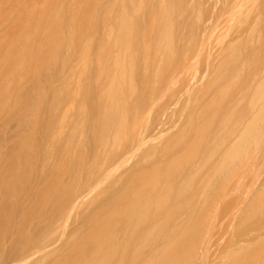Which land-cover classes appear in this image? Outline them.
Listing matches in <instances>:
<instances>
[{
    "label": "bare ground",
    "instance_id": "1",
    "mask_svg": "<svg viewBox=\"0 0 264 264\" xmlns=\"http://www.w3.org/2000/svg\"><path fill=\"white\" fill-rule=\"evenodd\" d=\"M213 1L222 9L225 7L223 12L214 2L209 3L210 0H85L87 6L91 5L86 12L68 0H42L29 5L32 11L37 5L40 7L37 14L27 18L17 16L16 23L29 28L25 36L28 42L31 39L44 43L45 58L52 64L57 61V48L64 45L69 53L75 50V43H80V31H84V36L88 33V45L83 46L86 58L82 64V79L72 81L79 82L80 87L73 86L77 87L73 90L80 104L76 108L71 106L70 110L76 109L72 112L75 116L72 121L82 118L77 132L83 147L78 157L83 161L91 155L88 157L91 164H88L87 178L78 181L77 187L84 190L68 194L57 214L44 220L32 217L36 213L40 215L41 207L36 201L16 197L20 200L17 202L14 196L10 198L14 193L10 185L0 186V245L2 251L5 250L1 252L5 255H1L0 264H110L112 260L113 264L115 261L120 264L135 261L138 264H238L246 262L250 256H253L252 261L256 260L258 252L257 264L264 258L261 243H264V226L258 225L264 221L260 217L264 216V0ZM12 3L18 9L24 6L21 0L6 1L9 6ZM252 9L255 14L248 22ZM211 13L213 17L209 16ZM214 17L219 19L217 24L212 23ZM41 25L44 34L43 39L38 40ZM97 26L100 28L98 36L94 35L95 30H99ZM99 35L101 38H97ZM22 38L21 34L16 41ZM93 38L101 40L97 54L92 51L98 48L96 42V47L93 45ZM90 50L94 53L92 57ZM24 53L25 49H20L15 56L19 58ZM41 64L43 68L46 63ZM38 84L41 85L37 83L38 91L43 95L44 86L39 88ZM54 97L49 114H55L62 101L60 92H55ZM37 99L40 101L41 96ZM28 100L25 107L29 105ZM64 116L61 122L65 121ZM62 125L59 132L64 134ZM246 201L250 206L246 211H254V214L243 211L246 213L242 218L241 204L243 209L238 211L242 214L231 215L232 204L238 209L239 204ZM251 202H258L256 204L263 209ZM247 213L252 222H248ZM70 214L73 227L69 224L67 234L64 231L56 235L58 238L52 237L59 227V219ZM217 214L226 218L221 219ZM253 215H256L254 221ZM101 216L113 221L104 219L106 223L102 222ZM235 216L236 222L242 221L239 218L248 221H242L243 225L233 223ZM179 217L183 222L191 218L188 225L185 223L186 228L182 225L187 234L185 239ZM217 220L230 226L224 223L221 227ZM253 222L261 228V234ZM250 224L254 225L252 229ZM223 225L229 235L222 231L225 230ZM121 226L123 230H117ZM131 226H135L132 227L134 234ZM229 227H235L230 231L237 235L232 237L240 239H230ZM253 227L259 233L254 232ZM138 228L141 229L139 239ZM142 230H147L143 234L150 236L147 234L145 238ZM157 231L163 238L171 232L170 235H174V231L182 235L178 240L174 238L176 235L174 240L169 235L171 239L166 238L169 243L166 245L165 239L153 234ZM188 234L192 240L189 237L190 240H186ZM154 235L161 237V246L157 238L159 247H155ZM225 235L222 241L226 242H220L224 244L220 249V237L225 238ZM116 236L125 237V241L122 238L124 242L120 244L118 240L117 243L119 237ZM252 236L260 240L254 241ZM215 237L219 240H214ZM148 238L153 245L146 244ZM182 238L185 243H180L179 250H183H173ZM243 239L245 244L251 245L248 249L255 250H248L249 257L244 252L247 245L241 243ZM229 240L233 247H238L230 248ZM234 240L241 243L240 246L234 244ZM143 242L145 246H141ZM138 245L146 251L143 248V252L139 251ZM211 246L213 253L218 249V256H209ZM237 249L244 253L238 256ZM130 251H139V254L135 253L134 257ZM143 254L150 256L147 263ZM169 254L170 260L166 258ZM244 254L247 260L244 256L240 261ZM127 256L135 259L127 261Z\"/></svg>",
    "mask_w": 264,
    "mask_h": 264
},
{
    "label": "rangeland",
    "instance_id": "2",
    "mask_svg": "<svg viewBox=\"0 0 264 264\" xmlns=\"http://www.w3.org/2000/svg\"><path fill=\"white\" fill-rule=\"evenodd\" d=\"M6 1L0 0V186H9L10 185L11 188H13V190H14V193L11 191L13 195L10 198L13 199V196H14L15 197L14 200L17 197L18 199H21L22 201L25 200L24 198H26V199L28 198L25 201H28V200H31V201L34 200V202L36 201V203L39 204L41 207L40 208L41 210H38L40 212V215L38 213H36V214H33L32 217L36 218L38 220H39V217H41V219L44 220L48 217L52 218L54 215L57 214L58 207L64 205V204H62V202L67 199L68 194L73 195V193L76 192L77 190H84V188L81 189L80 187H77L78 181H79V179L87 178V176L89 174L87 169H88V164L89 165L91 164V160L88 157H90L91 155L86 157L85 159H83V161H82V158L78 157V154H79L78 152H80V151L82 152V147H83V145H82V147L80 145V143L82 141L81 142L79 141V137H78L79 132H77V129H79L81 127L78 123L82 120V118L76 117V118H78L76 120L77 121L79 120V121L77 122L75 120L76 121L75 124H77L78 126L75 124L72 125V122H75V121H72V119H75V116L73 113L76 112V109L74 111L72 110L73 113L70 110L71 106H73V108H76V107H79V104H80V101H79L80 98H78V96H76L74 94V90L77 87L76 88L73 87V86L80 87L79 85H77V84H79V82L76 81V83L74 84V82L72 83V81H74L75 79L78 80V78H81V76H82L83 66H84L82 64H84V59L86 58L85 57V51H83V48L85 47L84 45L87 44L86 40L88 39V37H87L88 33L84 36L83 35L84 31H82V30L80 31V34H81V39L79 41L80 43L79 44L75 43V46L73 47V48H75V50L73 49V51H72V49H71V51H69V53L67 52V49L64 45H62L60 48H57L58 50L55 51L57 54L56 55V57H57L56 63L55 64H52L51 62L49 63V61H47L45 58V53L47 51L45 49V44L42 42L33 41L31 39L28 42V39H26L25 36L28 35L29 28L28 27L25 28L24 26H20V25H18V23H16L18 15H21L24 18H27L31 14H37L38 10H40V7L37 5L35 8H33L36 10L32 11L29 9V5L31 3L39 4L42 0H21L22 2H24V6H21L20 9H18V7H16V6H13L14 3L11 4L12 6L7 5ZM16 1H18V0H13V2H16ZM68 1L77 3V6L80 7V9L82 11H85V12H86V9H88V7L91 6V5L87 6L84 3L85 0H68ZM99 1H101V0H99ZM104 1L102 0V2H104ZM195 1L196 0H194V2ZM212 2H214V1L210 0L209 3H212ZM217 3H218L217 1L214 2V6L217 5L218 8H220V11L223 12L225 7L222 9L220 7V4H217ZM59 5H60V3H59ZM188 5L191 8V5L190 4H188ZM189 6H187V9L189 8ZM210 6L211 5H209V7ZM99 8H100L99 6H96L97 10H99ZM211 8H213V6H211ZM65 9H66V6H65ZM214 9H215V7H214ZM215 10H217V9H215ZM218 11H219V9H218ZM254 12H255V10L252 11V15L250 16L248 22H250V20L252 19V16L255 14ZM88 13L89 12H87V14ZM212 13H214V12H212ZM215 15L216 14L214 13V16ZM209 16L213 17V14L209 15ZM209 18H211V17H209ZM84 19H85V17L83 16L82 20H84ZM206 19H208V18H206ZM214 19L215 20L212 23L217 24L219 19L216 17H214ZM98 25L100 26L99 23H98ZM99 26H97L99 30H97V31L95 30L96 33L94 32L95 33L94 35L97 34L96 36H98V34H100V33H97L98 31H100ZM148 26H150V25L148 24ZM64 27L66 28V26H64ZM97 27H96V29H97ZM101 28H102V26H101ZM63 30H64V28H63ZM198 31H199V29H198ZM21 34L23 35V38L19 41H16V38ZM43 34H44V27H42V25H41L37 39L42 40ZM95 38H93L94 41H92V40L91 41L93 42V45L96 42L98 44V45L96 44L98 48L93 50L92 47H90V46L89 47H90V49H92V51L95 52V54H97L96 52L100 47L99 42H101V40L98 41V39H95ZM97 38H101L100 35ZM89 40H90V38H89ZM89 40H88V43L91 44V42ZM20 49H21V51L25 49V53L22 57L18 58L15 55L19 53ZM92 51L90 50L91 57L93 56L92 54H94V53H92ZM11 54H13L14 56H12ZM41 62L46 63L43 68H40V66L42 65ZM45 69H47V71ZM38 70H39V72H38ZM37 83L41 84V85L38 84L39 88H40V86H44V88H42L43 89V95H42V93H40L38 91L39 89H38ZM73 88H75V89L73 90ZM72 91H73V93H72ZM55 92H58V93L60 92L62 94V101L59 105V108L55 112V114H52L53 112H51L49 114L50 109L52 110L51 103H52V101L55 100V97H54ZM38 96H41L40 101L37 99ZM27 99H30V100H28L29 105L27 107H25L27 105V103H25ZM86 100L87 99H85V102H86ZM24 103H25V105L23 106ZM89 104H90V102H89ZM89 104H87V105L89 106ZM84 105H85V103H84ZM62 116L65 117V119H64L65 121L61 122ZM66 117H67V119H66ZM70 117H71V119H70ZM86 119L90 120V118L88 119V116L86 117ZM83 120H84V118H83ZM81 122H80V124H81ZM83 123H84V121H83ZM61 125H62L61 132L62 133L64 132V134H61L59 132ZM74 127L75 128L77 127V128L74 129ZM71 128H73L72 131L70 130ZM57 129H58V132H57ZM75 130H76V132H75ZM59 133H60V136H58ZM52 138H53V140H52ZM88 153L89 152H87V155H88ZM11 165L14 166V167L12 166V168H13L12 170H10ZM71 199L72 198H70L69 201H71ZM17 202H20V200L19 201L17 200ZM243 203L244 202H241L239 204L240 208L238 207V209H235V207H234L235 203L232 204L233 205V206L231 205L233 207L232 209L233 210L235 209V211L234 212H233V210L230 211L231 210L230 209L229 211H230L231 215H233L232 213H234L237 216V215H239V213H241L238 211L239 209L241 211L244 208V210H242V212H243V211H246L248 209V207H250V206H248L249 202L247 203V201H246V204H243ZM251 203H253V202H251ZM256 203H258V202H254L253 204L255 205ZM260 203H262V202H260ZM237 204L238 203H236V205ZM241 204L243 205V208H242ZM258 204H256L257 205L256 207H258V206L261 207V205H258ZM45 205H46V207L44 208ZM244 205L246 206V209H245ZM260 207H259L258 211L261 215ZM262 207H264V206H262ZM262 207H261V210L263 209ZM43 208H44V210H43ZM53 211H54V214L51 215V213ZM246 212H249V211H246ZM246 212H243L244 214L241 213L243 216L242 215H240V216H242V218H244L245 217L244 215ZM252 212H254V211H252ZM249 213H247L246 217L248 216ZM251 213L249 215L254 214V213H252V214ZM71 214H73V212H71ZM71 214L67 217L64 216V217H66V219H64V217L61 216L63 218V220L59 219V222L57 221L59 223V225H58L59 227L56 230L55 234L52 235V237L58 238L57 236L60 233L64 234L63 233L64 231H65V234L68 233L67 230L74 223V222L71 223L73 220V218L71 219V217H72ZM226 214H228V213H225V215ZM221 215L222 214H219V215L217 214V216H221ZM262 215H264V214H262ZM103 216H104V214H103ZM103 216H101V220H102ZM114 216L115 215H113V217ZM236 216L234 217V220H232L233 223H235L238 220V218H237L238 216L237 217ZM254 216H256V215H253V221H254ZM105 217H103V220L109 219V218H107L108 216H105ZM223 217L221 216V219H223ZM249 217L250 216L247 217L249 220V221L247 220L248 222L251 221L250 220L251 218H249ZM257 217L255 218V220L257 219ZM260 217H261V219L264 218V216H260ZM183 218L184 217H182V219ZM224 218H226V216ZM242 218H239V219L243 221ZM218 219H219V217H218ZM235 219H237V220H235ZM245 219L243 222L247 223V221L245 222ZM109 220H112V219L110 218ZM220 220H219V222L217 220V222L220 223L222 221V220L221 221ZM227 220H229L228 217H227ZM105 221H107V220H104L102 222H105ZM115 221H117V219H115ZM184 221H186V220L184 219ZM187 221L191 222V218L190 219L187 218ZM194 221L196 222V219L195 220L193 219V222ZM200 221L203 222V219H201ZM242 221L241 222L238 221V222L242 223V225H243ZM179 222H183L180 217H179ZM186 222H183V224H181V226H180L181 232L182 231L184 232V230H182V229H184V227L185 228L187 227V226H184ZM188 222L186 223L187 225L189 224ZM217 222H216V224H218ZM226 222H229V221H226ZM226 222H223L222 224L225 223V225H226ZM238 222H236V223H238ZM41 223H44V222H41ZM58 223H56V224H58ZM168 223L172 224L171 222H168ZM176 223H178V221ZM253 223L256 224L255 226H257V223H255V222H253ZM261 223L264 226V224H263L264 221H262V222L260 221V223L258 225H260ZM170 224H168V227L170 226ZM199 224H200V222H199ZM222 224L220 223L219 226H221ZM230 224H231V221H230ZM252 224H250V229H252V227H251ZM200 225H202V224H200ZM262 225H260V226L263 228ZM226 226H230V225H226ZM252 226H254V225H252ZM132 227H135V226H131V228ZM137 227L138 226H136V228ZM153 227H155V224ZM218 227H216L215 230ZM55 228H57V225H55ZM151 228H152V226H151ZM224 228H225V230L223 228H221V230L223 229L222 231H225V233H226L227 228L225 226H224ZM230 228L231 227L228 228V231H230L232 229L234 230L235 227L231 228V229ZM243 228H245V227L243 226ZM246 228L248 229V225ZM258 228L260 229V234L262 232H263L262 234H264L263 229L261 232V228L260 227H258ZM138 229H140V228H138ZM117 230H119V231L123 230L122 226L119 229L117 228ZM132 230H133V228L131 229V231ZM147 230H145V231H147ZM176 230H178V229H176ZM215 230H214V232H215ZM242 230H240V231H242ZM66 231H67V233H66ZM131 231H129V232H131ZM133 231H135V230H133ZM139 231H141V229L138 230L137 233L135 232L136 235L138 236V239H139V235H141V232H140V234L138 233ZM142 231H143L142 232V234H143L145 231L144 230H142ZM149 231H151V230H149ZM222 231H219L218 233L220 234ZM253 231L254 232L257 231L259 233L257 228H256V230L254 228ZM108 232H111V230L110 231L108 230ZM121 232L123 233V231H121ZM153 232H151V234ZM174 232H176V231H174ZM174 232H173L174 235H170L172 232L169 234L172 237V239L176 235ZM187 232H188V230H187ZM245 232H246V230H245ZM247 232H246V235L249 236L247 234ZM254 232H251V233H254ZM115 233H116V231H115ZM118 233H119V235L124 234V233L120 234V232H118ZM118 233H116V234L118 235ZM178 233H180V231ZM218 233L217 234L215 233V234L219 237ZM133 234H134V232H133ZM147 234H143V236H145V238H146ZM153 234L157 235L158 231H157V233H153ZM182 234L185 235L184 236V239H185L186 235H187L186 232H184ZM182 234H179L180 237L177 234L174 238L177 237L176 239L178 240L181 238ZM215 234L213 236H215ZM227 234H228V232H227ZM235 234L236 233H234V231L231 232V235H230L231 237L229 236L230 239H232V240H233V238L235 239V237H232V235L233 236L237 235V234L236 235ZM260 234H259V236H260L259 238L261 239ZM156 235L153 236L154 238L153 237H151V238H153V240L156 238V240H154L152 242L157 241V242H155L157 244V245L155 244V247H159V245L161 246L160 239L162 236L159 234V236H161L159 239L158 238L159 236L157 235L158 236L157 237ZM169 235L166 236L165 238H163V237L162 238L165 240H166V238L171 239V237H169ZM190 235L188 234L186 240H188L190 238ZM226 235H225V238H222L223 236L221 235L222 236V237H220L221 240H219L217 238L219 240V243L220 242L224 243L225 240L224 241H222V240L226 239ZM246 235H244V236H246ZM124 236H125V234H124ZM137 236L136 237L134 236L135 240L137 239ZM143 236H140V239L143 238ZM253 236H255V233ZM253 236H252V238H253ZM216 237L214 238V240H217ZM256 237H257L256 239L258 240V236H256ZM262 237H264V236L262 235ZM119 238L116 239L117 243H118V240H119V242L123 241L125 237H122L123 240H121L122 239L121 237H119ZM157 238L159 239V245H158V239ZM242 238H244V237H242ZM149 239L150 238H148L147 243L144 241L147 245L152 244V243H150L152 239L151 240H149ZM184 239L182 238V241L178 242V246L174 245V248L172 247L173 250L182 251L183 248H182V250H179V248L182 247L180 245V243L182 245L185 243V242L183 243ZM190 239L192 240V237ZM238 239H240V237L238 238V236H237V239H235V240H238ZM244 239L246 240V238H244ZM244 239H243V242H241V243H244V241H245ZM248 239L249 238H247V240ZM256 239L253 238L254 241ZM116 240H114V241H116ZM235 240H234V244L235 243L238 244V242H235ZM253 240L251 241V243L254 242ZM141 241H143V240H141ZM227 241H228V239H227ZM230 241L231 240H229V243L228 242L227 243L230 244ZM258 241H257V245L259 243ZM123 242H120V244ZM144 242H143V244H144ZM166 242L168 243L167 240H166ZM246 242H248V241H246ZM186 243H188V242H186ZM214 243L216 244L217 242H214ZM241 243H239V244H241ZM261 243L264 245L263 242H261ZM261 243L259 244V246L261 245ZM120 244H117V245H120ZM140 244H142V243L140 242ZM171 244H170V246H172ZM195 244L197 245V243H195ZM254 244H256V243H254ZM136 245H137V243H136ZM166 245H169V243ZM221 245H224V244L220 243L218 247L220 248ZM225 245H226V243H225ZM230 245H231L230 248H232L233 247L232 244H230ZM246 245H247V243L246 244L244 243V246H246ZM248 245H249V242H248ZM248 245L246 247L243 246L245 249H247L246 251L252 249V248L248 249L249 247H251V245L250 246H248ZM141 246H145V244L141 245ZM195 246H193V247H195ZM197 246H196V248H197ZM235 246L238 247L237 245H234V247ZM255 246L256 245L253 246L254 247L253 249H255ZM6 247H5V249H6ZM137 247L139 248V251L143 248L142 247L140 249L139 245ZM175 247H177V249ZM211 247L212 248H211V250H209L208 253H210L212 251V254L210 253L209 256H211V255L218 256L217 255L219 253L218 249H216V248L214 249V253L217 250V253L214 254L213 253V246H211ZM234 247H233V249H235ZM128 248H129V245H128ZM135 248H134V250H136V249L138 250V248H136V249ZM239 248H241V247H239ZM258 248H256V252H258L259 249L261 250V248H263V247L260 246V248L259 249ZM2 249H3V247L1 244L0 245V253L1 252L5 253V250L2 251ZM148 249H149L148 251H150V249L152 250V248H148ZM220 249H222V248H220ZM245 249H244V252H245V254L247 253L246 255L248 256L249 251L246 252ZM118 250H119V248H118ZM143 250H145V249L143 248ZM143 250H141V251L143 252ZM159 250L161 251V247ZM159 250H158V253H159ZM237 250H238V256L244 253L242 250H241L242 252L241 251L239 252V249H237ZM237 250L234 251V254L237 252ZM136 251L135 252L130 251L131 254L134 253L133 254L134 257H136L135 256ZM145 251H144V253H145ZM231 251H232V249H231ZM251 251L254 252L255 250H251ZM263 251H264V249H263ZM263 251H262V253H263ZM220 252H221V250H220ZM256 252L254 253V256H256L255 255ZM2 253L0 254V258H2L1 255H3V256L5 255ZM127 254H129V253L127 252ZM145 254H143L144 257H146ZM149 254H150V252H149ZM234 254H232V255H234ZM245 254L243 255V257H241L242 259L240 258V261L241 260L243 261L244 256L247 260V258L249 256L247 257ZM259 254H260V252H258V256H257L256 260H258ZM141 255H142V253H141ZM192 255L190 256V258L192 257ZM236 255H237V253H236ZM262 255L264 256V254H262ZM155 256L158 257L157 255H155ZM155 256L153 258H156ZM115 257H117V256H115ZM118 257H120V256H118ZM124 257H126V256H124ZM132 257H129L131 262H132V259H131ZM147 257L149 258L150 256H147ZM147 257H146V259H144V262H146V263L149 261ZM168 257L170 258V254H169V256H166L167 259H168ZM250 257H253V256H250ZM250 257L248 258V260L246 262L243 261V262H245L244 264L249 262V260L253 264H257L258 261H256L254 259L255 260V261L253 260L255 262L254 263L250 259ZM260 257H261V255H260ZM127 258H128V256H127ZM129 258L127 259V261H129ZM186 258H187V256H186ZM170 259H168V260H170ZM187 259H189V257ZM5 260H6V258L3 261H5ZM151 260H153V259H151ZM154 261H155V259H154ZM262 261H264V258L262 260L260 259V262L258 264H262ZM115 262H114V264H115ZM135 262H134V264H135ZM243 262L242 263L239 262L238 264H243ZM136 263L138 264L139 262H136ZM161 263L158 262V264H161ZM110 264H113V260H112V263H110ZM116 264H120V263L116 262ZM247 264H251V263L249 262ZM263 264H264V262H263Z\"/></svg>",
    "mask_w": 264,
    "mask_h": 264
}]
</instances>
